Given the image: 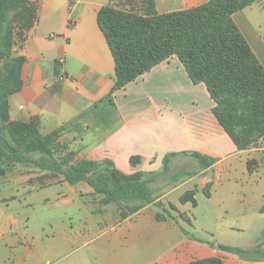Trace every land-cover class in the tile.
<instances>
[{
    "label": "crops",
    "instance_id": "crops-1",
    "mask_svg": "<svg viewBox=\"0 0 264 264\" xmlns=\"http://www.w3.org/2000/svg\"><path fill=\"white\" fill-rule=\"evenodd\" d=\"M26 1L35 5L36 20L12 48L13 56L24 59L21 88L8 101L12 122L35 120L45 135L62 129L78 147V157L83 145V158L108 159L125 174L153 171L151 162L158 169L172 153L170 169L181 156L193 159L192 153L214 163L190 181L156 188L153 203L126 217L96 213L80 188L63 179L28 184L6 174L0 177V264H186L215 257L224 264H250L218 246L251 250L255 245L245 247L240 245L244 241L226 240L208 230V240L182 236L180 210L196 208V194L207 186L205 196L213 205L221 200L222 210L231 201L229 195H236L250 212L241 214L243 226L253 222L250 232L258 241L264 233L258 217H264V139L238 151L212 112L215 104L206 86L192 84L176 57L116 91L107 102L115 65L97 14L107 4L139 10L143 0ZM209 1L152 0L157 14ZM232 19L264 67V0ZM131 157L141 163L131 166ZM10 186L11 192H1ZM189 191L194 192L195 206L180 202ZM155 192L162 194L156 197ZM158 209L169 215L157 220L162 216Z\"/></svg>",
    "mask_w": 264,
    "mask_h": 264
},
{
    "label": "trees",
    "instance_id": "trees-1",
    "mask_svg": "<svg viewBox=\"0 0 264 264\" xmlns=\"http://www.w3.org/2000/svg\"><path fill=\"white\" fill-rule=\"evenodd\" d=\"M257 1L210 0L192 9L166 14H157L152 0H143L142 9L139 10L104 5L97 14V24L115 65L114 86L108 100H112L116 91L136 81L163 61L176 57L192 84L206 86L215 104L212 112L236 149L244 151L256 147L264 139V67L232 18ZM35 20L34 4L26 0H0V136L13 149L10 154L0 148V177L18 164L58 174L72 186L85 183L95 194L103 196L106 203H139L126 211H120L121 217L153 203L151 180L144 177V172L125 174L109 160L102 163L90 160L72 163L73 152L57 160L52 145L62 129L45 135L40 132L35 120L23 123L12 122L7 118L9 97L21 88V67L24 63V59L13 56L11 50L17 40L23 41L24 33L33 26ZM59 65L56 63V67ZM33 155H39V158L35 159ZM174 155L172 153L164 157L165 173L169 171L170 160ZM191 157L199 170L214 163L213 159L199 153H192ZM139 161V157L130 158L133 166ZM196 174L197 171L180 170L173 174L171 181ZM189 201L193 206L196 205L193 191L180 198L181 203ZM157 204L161 207L160 203ZM156 219L163 220L165 217L157 215ZM186 235L196 240L188 233ZM218 247L240 257L257 252L256 247L251 250L222 245ZM186 264L224 262L215 257Z\"/></svg>",
    "mask_w": 264,
    "mask_h": 264
},
{
    "label": "rangeland",
    "instance_id": "rangeland-1",
    "mask_svg": "<svg viewBox=\"0 0 264 264\" xmlns=\"http://www.w3.org/2000/svg\"><path fill=\"white\" fill-rule=\"evenodd\" d=\"M17 13L18 11L14 15L16 16ZM12 20L13 19H11V21ZM13 38H14V35H13ZM107 102L110 103L111 101L107 100ZM8 106H9V103H8ZM7 116H8L7 118L9 119V121H11L10 120V106L8 108ZM61 135L62 133L59 134L56 142L53 143L52 145V148L54 150V157L57 160L68 157L70 152L74 153L73 159L71 160L72 163H75L79 160H87L83 158L84 157V146L83 145H80V156L78 157L77 156L78 147L75 146L74 143L71 144L73 140L65 136V133H63L62 137ZM33 157L35 159H38L39 155H33ZM105 160H108V159L95 161V162L102 163ZM140 163H141V159L137 165H139ZM150 164H151L150 166H152L153 171H148V172L144 171V174H145L144 177H147L151 180L150 186L153 189V191H156V188L163 189L164 187H172V186H176V184H178L181 181L189 180L190 179L189 177L184 176L180 178L179 180H177L176 182L172 184H168L170 183L169 180H171V177L173 176V174H175L176 172L180 170L187 169L191 171H197V174L201 172L198 169V166L195 160L191 158H185L184 156H181L178 159H176L175 163L171 166V169L166 174L162 173L163 164H161V167H159L158 169H154V164L152 162ZM136 166H133V167H136ZM116 169L118 168L116 167ZM7 176L9 178H14L12 181L14 180L17 181L18 179H20V181H23L28 184H40V185L58 183L62 179V177L58 174H51L49 172H43V171L35 170L32 168H26L18 164L14 165L13 169L7 173ZM200 176L202 177L203 175H200ZM194 180H196V178ZM76 186H78V188H80L82 193H84L86 197V201L96 213L110 215L111 217L113 216L118 217L120 214V211L122 210L126 211L127 209L132 208L133 206L139 204L138 202H121V201L106 203L104 201L105 200L104 197L99 194H95L93 190L87 184L79 183ZM240 187H244V184L239 185V188ZM15 189L16 188H14V190ZM207 189L208 188H206L205 190L207 191ZM11 190H12V187L10 186L9 188L6 187L2 189L1 192L8 193V192H11ZM206 191H204V193H206ZM19 193L22 194V191H20ZM155 193H156L155 194L156 197H159L162 194V192L161 193L155 192ZM204 193L200 190L196 194V202H197L196 208H193L191 205H187V206H184L182 210H180V212L183 213V216H182L183 218L181 220L182 226L180 225L179 227L180 231L182 232V236L183 234L186 235V233H188L190 236L208 240L210 236L205 233V231L208 230L209 232L215 233L217 237H221L226 240L230 239V240H236V241L237 240L244 241L240 245H243L245 247L255 245V247L257 248V252L255 253L251 252L249 254L244 255L243 257H240L239 255H236V254L234 255L240 258L241 260L247 263H250V264H260V263L264 264V233H262V235L257 239L258 241H255L254 234L250 232V230L254 226V223L250 222L248 226L246 227L243 226L244 221L240 219L241 214L242 213L246 214L250 212L246 211V208L241 206V204L239 203L237 199V196L229 195V198L231 199V201L229 202L226 201L224 203L226 209L222 210L221 200L218 201L220 202V204L213 205L207 199ZM159 212L164 217H166V214L169 215L165 211L162 212V210H159ZM258 217L260 221L263 220V224H264V217L263 218H260V216ZM258 217L254 216L253 219L257 220ZM233 219H236V221L239 223L235 224L236 221L234 222ZM214 245H216V242H214ZM234 247H239V248L241 247V249H247L242 246H238L236 244L234 245ZM83 254L85 257V252Z\"/></svg>",
    "mask_w": 264,
    "mask_h": 264
},
{
    "label": "water",
    "instance_id": "water-1",
    "mask_svg": "<svg viewBox=\"0 0 264 264\" xmlns=\"http://www.w3.org/2000/svg\"><path fill=\"white\" fill-rule=\"evenodd\" d=\"M0 148L8 153H13V149L8 145V143L0 136Z\"/></svg>",
    "mask_w": 264,
    "mask_h": 264
}]
</instances>
